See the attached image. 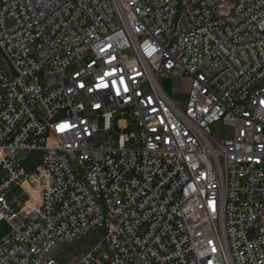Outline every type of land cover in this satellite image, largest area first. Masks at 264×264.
Here are the masks:
<instances>
[{
	"label": "built area",
	"instance_id": "1",
	"mask_svg": "<svg viewBox=\"0 0 264 264\" xmlns=\"http://www.w3.org/2000/svg\"><path fill=\"white\" fill-rule=\"evenodd\" d=\"M0 171V264H264V0H0Z\"/></svg>",
	"mask_w": 264,
	"mask_h": 264
},
{
	"label": "rangeland",
	"instance_id": "2",
	"mask_svg": "<svg viewBox=\"0 0 264 264\" xmlns=\"http://www.w3.org/2000/svg\"><path fill=\"white\" fill-rule=\"evenodd\" d=\"M11 22H8L10 25ZM69 69V71H71ZM161 85L171 96L172 99L178 102L179 105H184L187 98V90L190 85V79L182 73H172L166 77H162ZM120 118L117 117L116 119ZM98 124L102 127V121L98 120ZM122 131L117 129L115 126L113 129V136H110L113 144L116 146L118 142L119 134ZM214 132L218 136H223L227 134V129L223 124L216 125L214 127ZM42 159L41 151H30L26 153L25 157H21L20 160L22 165L26 168L28 172H31L37 165L40 164ZM3 172L0 171V175ZM28 196L25 191L19 186H13L7 193V200L11 204L13 211L18 212L21 210L24 203L27 201ZM11 231V225L6 219L0 222V240L7 236ZM103 229L99 228L83 238L77 239L69 244L59 246L56 249V255L59 257L63 264H76L80 257L91 250L102 238ZM253 234V233H252Z\"/></svg>",
	"mask_w": 264,
	"mask_h": 264
},
{
	"label": "snow or ice",
	"instance_id": "3",
	"mask_svg": "<svg viewBox=\"0 0 264 264\" xmlns=\"http://www.w3.org/2000/svg\"><path fill=\"white\" fill-rule=\"evenodd\" d=\"M106 86V85H105Z\"/></svg>",
	"mask_w": 264,
	"mask_h": 264
}]
</instances>
